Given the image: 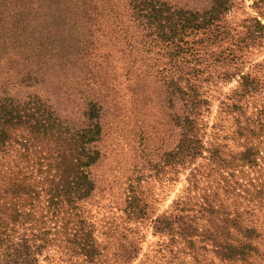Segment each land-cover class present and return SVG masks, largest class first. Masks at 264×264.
<instances>
[{"label": "rangeland", "instance_id": "1", "mask_svg": "<svg viewBox=\"0 0 264 264\" xmlns=\"http://www.w3.org/2000/svg\"><path fill=\"white\" fill-rule=\"evenodd\" d=\"M67 2L75 15L80 0ZM129 2L94 0L96 22L89 29L71 28L73 37L92 34L99 58L95 87L108 94L102 157L92 166L96 189L82 204L97 254L88 258L74 248L63 220L48 216L49 240L35 264H264V40L244 39L250 18L260 15L254 0H236L227 17L230 35L221 46L201 42L196 72L201 104L192 115L201 153L183 163H171L170 154L183 138L188 107L180 92L161 81L177 67L159 46L144 45L146 32L134 23ZM167 2L182 8L207 5L206 0ZM260 17L264 21V14ZM231 49L232 61L220 60L219 52L228 55ZM245 73L255 80L254 89L240 87ZM83 75L79 69L71 72L68 87L77 92ZM79 82L85 87V80ZM75 95L78 103L81 94ZM248 148L254 149V161L245 160ZM17 157L10 154L11 166ZM40 197L35 219L46 215V197ZM135 205L143 206V214L133 211ZM161 216L171 224L156 231ZM20 232L40 243L33 239L38 229ZM221 245L243 255L228 256ZM2 257L0 250V264Z\"/></svg>", "mask_w": 264, "mask_h": 264}, {"label": "trees", "instance_id": "2", "mask_svg": "<svg viewBox=\"0 0 264 264\" xmlns=\"http://www.w3.org/2000/svg\"><path fill=\"white\" fill-rule=\"evenodd\" d=\"M129 1L134 23L146 32L144 45L152 42L149 45L159 46L172 67H177L167 76L161 75V81L166 89L180 92L188 107L183 138L177 151L170 154L171 163L194 159L201 153V139L192 117L201 104L196 82L201 42L207 40L219 47L228 39L227 17L236 0H206L202 9L178 7L167 0ZM93 2L80 0L74 15L67 0H0V62L5 64H0L1 264H35L36 254L49 240L50 229L44 219L48 216H55L56 222L63 220L64 232L71 235L74 248H80L88 258L97 254L82 204L96 189L92 166L102 157L100 142L108 94L101 95L103 89L95 87L94 68L99 58L92 34L83 38L71 34V28L89 29L96 22ZM253 6L264 14V0H254ZM260 15L250 18L245 40L260 44L264 40ZM201 34L202 40L196 39ZM233 51L228 55L219 52L220 60L232 61ZM75 69L84 73L79 81L85 80V87L76 83L77 92L68 87ZM256 86L249 73L241 76L243 90ZM77 93L81 94L78 103ZM170 100L174 101L172 97ZM12 152L18 156L14 166L8 161ZM243 155L245 160H255L252 148ZM41 193L46 197V215L35 219L33 209ZM132 209L138 215L144 212L140 205ZM169 221L158 217L155 230L169 227ZM22 228L38 229L33 239L40 243H31L28 234L20 232ZM225 247L228 256L243 255L233 246H220Z\"/></svg>", "mask_w": 264, "mask_h": 264}]
</instances>
